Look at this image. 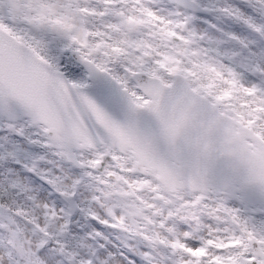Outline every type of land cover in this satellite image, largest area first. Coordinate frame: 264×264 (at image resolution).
<instances>
[{"label": "snow or ice", "instance_id": "obj_1", "mask_svg": "<svg viewBox=\"0 0 264 264\" xmlns=\"http://www.w3.org/2000/svg\"><path fill=\"white\" fill-rule=\"evenodd\" d=\"M0 264H264V0H0Z\"/></svg>", "mask_w": 264, "mask_h": 264}]
</instances>
